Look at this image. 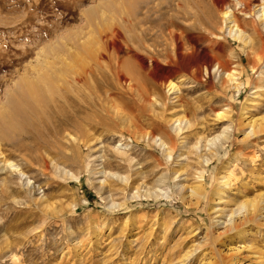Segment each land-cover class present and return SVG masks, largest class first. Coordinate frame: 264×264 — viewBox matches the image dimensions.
Returning <instances> with one entry per match:
<instances>
[{
  "label": "rangeland",
  "instance_id": "obj_1",
  "mask_svg": "<svg viewBox=\"0 0 264 264\" xmlns=\"http://www.w3.org/2000/svg\"><path fill=\"white\" fill-rule=\"evenodd\" d=\"M193 1L0 0V264H264V26Z\"/></svg>",
  "mask_w": 264,
  "mask_h": 264
},
{
  "label": "bare ground",
  "instance_id": "obj_2",
  "mask_svg": "<svg viewBox=\"0 0 264 264\" xmlns=\"http://www.w3.org/2000/svg\"><path fill=\"white\" fill-rule=\"evenodd\" d=\"M188 1V0H187ZM193 1V0H192ZM233 2L234 7H237L239 9V11L243 14V16L245 17H254L256 20L259 21V23L263 24L264 26V0H230V2ZM194 2V1H193ZM199 2V1H198ZM212 2L217 6L220 5V3L222 4L223 0H212ZM231 2V3H232ZM182 3V2H181ZM192 4V3H191ZM200 4V3H199ZM189 5V4H188ZM213 5V4H212ZM193 6V5H192ZM196 6V5H195ZM228 7V6H227ZM134 8V7H133ZM179 8V7H178ZM190 9V8H189ZM178 10V9H177ZM218 11V10H217ZM238 11V12H239ZM219 17L221 20V25H222V31L225 33V35L230 36L233 39L239 40L241 42H245L248 39V36L246 34V32L244 31V29L238 24V22L236 21V19L234 18V15L232 13V11L230 9L227 10H223L219 8ZM140 15H142V12L138 9V11L135 9H133V11H126L125 16L123 15V22H125L128 26L126 27H122L124 29L123 33H127L129 31L134 32H138L139 35L143 34V31L141 29L142 24L141 22H144V19L142 18H137ZM142 17V16H141ZM200 17V15H199ZM137 18V19H136ZM137 20V21H136ZM172 21V18H171ZM253 22V21H252ZM258 23V24H259ZM141 24V25H140ZM151 29V28H150ZM149 29V30H150ZM113 36L114 37H122L124 38V35L122 33V31L118 28L115 27V29H113ZM146 32V31H145ZM171 37H176V34L173 31L169 32ZM181 33V32H180ZM264 34V33H263ZM137 36V38L140 39V36ZM181 35V34H180ZM126 36V35H125ZM131 36V35H129ZM129 36H127L126 38H128ZM110 37V36H109ZM181 37V36H180ZM179 37V38H180ZM216 37V36H215ZM178 38V37H177ZM110 39V38H109ZM112 39V38H111ZM108 40V38H107ZM132 41V39H131ZM180 41V40H179ZM108 42V41H106ZM84 47H86V43H84ZM131 50V49H130ZM138 57V56H137ZM100 58V57H99ZM102 58V57H101ZM141 59V58H140ZM152 61V60H151ZM154 64H156V60H153ZM81 64V63H80ZM117 64V63H116ZM153 62L149 63V65L147 64V66H153L154 65ZM98 65V63H97ZM117 66V65H116ZM59 72V71H58ZM55 73V72H54ZM224 73V76L227 78V80L230 82L231 85H233L234 87L237 86V76H236V71L235 69H230L227 70ZM59 75V73H57ZM115 78H120L122 73L121 70L119 69H115L113 72ZM43 75V74H42ZM87 75H85L86 77ZM89 76V75H88ZM91 76V75H90ZM83 78L87 81V77ZM84 80V81H85ZM30 82V81H29ZM35 82V81H33ZM35 84H33L32 82L27 84V88L29 90L30 95H34L37 94V92L39 91L38 88L34 86ZM167 90H177L176 85L172 82V81H168L167 83ZM48 95V94H47ZM35 96V95H34ZM38 96V95H37ZM176 121H178V119H175ZM178 124V123H177ZM245 125H248L250 127V130L248 133H260L262 131H264V116L259 117V118H251L248 121L245 122ZM228 128V126H227ZM226 130V128H225ZM158 140V139H157ZM158 143H160V145L164 146V143L160 140L158 141ZM2 155V154H1ZM2 158V157H1ZM204 158V157H203ZM207 159V158H205ZM205 163H207V160H204ZM7 165L15 172H17L19 174V176H23V169L20 170V168L12 163V162H7ZM25 177V176H24ZM150 189H145L144 193L145 196L146 195H150L151 191H149ZM202 190L203 188L200 185H195L193 186L190 191L191 194L195 197V203L198 202V200L201 198V194H202ZM136 191V190H135ZM135 194V193H134ZM163 195H166L165 192H163ZM135 196V195H134ZM256 198V197H255ZM256 200V199H255ZM255 200H248L247 199L245 201L240 202V204L237 206V208H235L234 210L231 211L230 216L227 219V222L229 225V227L226 226V229H231V227L233 228V226H237L236 224L238 223V221L242 222L244 220H246L247 217L250 216H260L261 213H259V210L262 209L261 205H258L257 203H255ZM189 203V202H188ZM192 203V202H191ZM190 204V203H189ZM193 204V203H192ZM260 204V203H259ZM262 217L264 218V215H262ZM226 223V222H225ZM226 225V224H225ZM225 229V230H226ZM224 230V229H223ZM208 233V232H207ZM210 233V232H209ZM207 237V235H206ZM207 239V238H206ZM209 239V238H208ZM206 242V241H205ZM201 244V243H200ZM196 246V250L200 247ZM198 245V244H197ZM195 251V249L193 250H189L186 253V256L183 260H187V258L189 256L192 255V253ZM220 251V250H219ZM217 252V251H216ZM219 254V253H217ZM204 255V254H203ZM179 261V260H178ZM180 263V262H179Z\"/></svg>",
  "mask_w": 264,
  "mask_h": 264
}]
</instances>
